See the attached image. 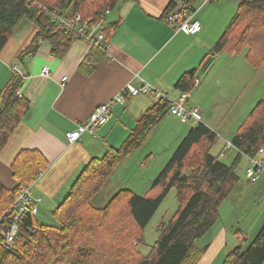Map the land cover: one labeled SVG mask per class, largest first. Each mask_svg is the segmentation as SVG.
Listing matches in <instances>:
<instances>
[{
	"label": "crops",
	"instance_id": "crops-1",
	"mask_svg": "<svg viewBox=\"0 0 264 264\" xmlns=\"http://www.w3.org/2000/svg\"><path fill=\"white\" fill-rule=\"evenodd\" d=\"M181 1L119 2L109 10L106 19L114 32L107 36L108 48L103 55L92 50L87 43L76 40L62 58L54 57L45 41L39 44L34 54L22 57L21 53L37 31L27 21H23L9 38L0 52V91L17 69L16 72L23 76L18 94L29 101L30 108L0 153V183L12 188L10 166L15 157L23 149L37 150L48 163L32 183L33 194L41 199L37 215L40 211L52 214L69 194L82 169L92 159L102 157L109 148H120L145 113L159 118L155 124L160 123L157 129L159 140L162 146L170 147L169 150L164 147L167 150L159 157L158 170L168 161L186 131L195 125L196 122H188L192 124L187 126L180 121L179 125H172L177 119L166 118L172 116L159 105L155 94L148 92L127 97L123 106L114 105L109 120L97 128L95 136L83 133L72 143L66 139V133L76 130L80 123L87 121L96 106L110 102L128 83L135 87L147 83L177 100L185 93L176 88L177 82L183 75L194 72L198 83L188 92L186 107H198L200 123L216 134L214 148L217 149L213 155L219 158L224 152L225 156L219 160L234 161L236 152L226 151V146L255 104L264 101V61L255 66L246 58L244 50L210 54L235 16L239 3H231V11L218 13L212 28L208 25L210 11L207 9L199 15L197 10L195 19L201 28L187 35L175 31L164 19L170 4L176 6ZM195 1H190L193 7ZM206 4L203 1L199 8ZM232 11H236L234 15ZM11 65L13 71L10 72ZM85 65L93 67L89 74L82 71ZM43 67H48L49 75L41 74ZM200 70L202 76L198 77ZM63 78L66 80L62 81ZM260 160L264 165V156ZM238 164L241 182L239 180L236 187L239 184L240 187L235 192L240 200L228 203L235 187L219 207L217 224L211 228L215 230L216 226L215 234L223 236L224 241L235 236L232 225L227 224L239 220L242 208L246 211L248 206H256L258 212L254 214V223L247 224L244 231L238 230V239L244 235L246 238L241 239L247 241L264 223V168L258 173L257 181L251 183L245 174L248 159L243 156ZM245 200L249 203L247 207L243 204Z\"/></svg>",
	"mask_w": 264,
	"mask_h": 264
},
{
	"label": "trees",
	"instance_id": "trees-1",
	"mask_svg": "<svg viewBox=\"0 0 264 264\" xmlns=\"http://www.w3.org/2000/svg\"><path fill=\"white\" fill-rule=\"evenodd\" d=\"M123 1L39 0L58 8L67 17L79 14L82 21L89 23L99 22L106 10ZM238 1L235 16L210 54L244 50L246 58L259 66L264 61V0ZM174 6L170 4L164 19ZM23 21L31 23L37 31L22 57L34 54L45 41L51 54L62 58L71 44L79 40L57 28L49 16L39 13L30 3L0 0V52ZM92 50L103 53L93 47ZM92 69L85 65L82 71L89 74ZM195 80L194 72L187 73L176 88L191 92ZM21 84L23 76L14 71L0 91V153L30 108L29 101L18 94ZM158 103L167 109L166 102ZM158 120L145 113L120 148H109L82 169L69 194L52 213L57 225L38 224L35 217L25 216L15 240L16 251L9 252L1 237V229L10 221L5 213L21 186L33 183L48 164L37 150H21L10 166L13 187L0 183V264H197L206 248L197 247L195 242L211 230L218 220L219 207L238 184L240 178L235 173L238 160L243 156L256 157L264 144V101H258L236 129L231 144L239 152L231 164L213 155L216 134L204 124L195 123L144 195L123 189L105 206H94L91 199L112 170L142 145ZM171 188L176 192L178 209L168 222L160 224L157 241L143 255L137 247L144 240V229ZM241 248L236 246L229 251L221 264L264 263V223L247 248Z\"/></svg>",
	"mask_w": 264,
	"mask_h": 264
},
{
	"label": "built area",
	"instance_id": "built-area-1",
	"mask_svg": "<svg viewBox=\"0 0 264 264\" xmlns=\"http://www.w3.org/2000/svg\"><path fill=\"white\" fill-rule=\"evenodd\" d=\"M30 3L39 13L49 16L51 21L57 28L63 30L70 37H75L83 41L93 48L106 53L108 48V35H112L114 30L109 28L106 19L109 15V10H106L99 22L89 23L81 20L79 14L72 17H67L62 12L52 6H47L39 2V0H23ZM209 0H205L207 2ZM198 10V9H197ZM197 10L193 7L190 1H181L174 9L167 12L165 22L174 28L175 31H182L187 35H192L200 30L201 24L195 19ZM48 67H43L41 74L43 76L49 75ZM63 78L62 81H65ZM198 81H195L197 85ZM151 92L155 94L158 100L166 102L168 107V114L176 118L182 123L201 121V111L198 107H186L188 100V93H182L177 100H170L169 97L163 93L156 91L149 84L144 83L139 87L133 86L131 83L125 85L110 102L100 104L95 107L87 121L80 123L76 130L66 133V139L72 143L80 138L83 133L95 136L98 127L107 123L110 118L112 108L114 105H125L127 97H135L139 94ZM233 150L238 153L231 143L227 144L226 151ZM225 151V152H226ZM225 153H221L218 159H222ZM264 156V144L260 147L256 157L245 156L248 159V167L245 174L251 183L257 181L258 173L263 169L261 166L260 157ZM41 199L35 196L32 192V183H25L18 191L13 205L8 209L5 215L10 216V221L1 229V237L3 239V247L9 252H15V240L19 233L21 222L31 215L35 217L38 212V205Z\"/></svg>",
	"mask_w": 264,
	"mask_h": 264
},
{
	"label": "rangeland",
	"instance_id": "rangeland-1",
	"mask_svg": "<svg viewBox=\"0 0 264 264\" xmlns=\"http://www.w3.org/2000/svg\"><path fill=\"white\" fill-rule=\"evenodd\" d=\"M203 1L205 0H196L195 2H193L194 8L197 10L199 6L203 3ZM206 3L207 4L205 6H202L204 8L201 7L202 9L199 8L198 11H200L199 15H201V13L203 11H206L207 9L210 11L211 19H210V24L208 25L210 26V28H212L213 22L216 19L218 13L220 14L229 10L231 11L230 8L231 3L237 5L239 2L238 0H213V1L209 0ZM235 12L236 11L233 12V15L235 14ZM15 65L16 63L14 64V66ZM9 69L10 72L13 71V65H11ZM15 70L18 71L17 69ZM197 75L198 77H201L202 70H200ZM169 99L172 100L171 98ZM166 118L168 119L170 118L172 121L175 119L170 116ZM191 124L192 123H187L186 125L191 126ZM172 125H179L178 120H174ZM159 127H160V123H158V125L155 126V128L149 132L144 142L138 149L131 151V153L126 157H124L123 160H121V162L117 164V166L112 170V172L107 178V181L104 182V184L101 186L99 191L91 199V202L93 203L94 206L96 207L105 206L108 203V201L118 193V191H121L123 189L133 191L134 193L139 195L145 194L148 186L152 183V181L156 179L158 173L161 170V169L160 170L157 169L159 164V157H161L164 154V150L170 148L165 145L162 146V143L160 142L158 137L159 134L157 133L158 132L157 129ZM127 135L128 132L125 136ZM164 147L167 149H164ZM215 149H217V147L213 149L212 151L213 154L216 153ZM151 152H153L152 156L150 155ZM222 161L227 165L231 163V161L229 160L223 159ZM240 164H238L235 169V173L238 176H239L238 170ZM261 166L264 168V165L261 164ZM242 181L244 182V180ZM239 187L240 184L229 196L230 202L228 203L232 204L231 202H236L237 200H240V197L238 196L237 198L235 192L236 190L238 191ZM246 201L247 200L243 202L245 206L249 204L246 203ZM177 209H178V201L176 199V192L174 189L171 188L169 193L166 195L162 203L157 208L156 213L153 215V217L151 218V220L144 229V235H143L144 240L141 243H139L137 247L139 252H141V254L144 255L147 254V252H149L150 247L157 241L159 237L160 230L158 229V227L160 226L161 223L168 222V220L175 214V211H177ZM240 211H242L243 213L241 212L242 215L238 216L239 220H235L232 223L227 224V225H232L233 232H235V236L233 238L235 239L229 237L228 241L227 240L224 241L223 236H218V234H215L214 232L216 231V226H215L214 228L215 230H211L212 232H208L203 238L195 242L197 247L206 248V251L204 252L203 256L201 257V259L197 264H221L224 258L223 256H225V254L228 253L229 251L233 250L236 246H241L242 247L241 249L243 250L247 248V246L249 245V243L256 234L253 237H250V239L248 238L247 241L241 239V238H246L244 235H240L241 237L240 239H238L237 238L238 236L236 234L238 230L244 231L243 229L247 226V224L248 225L251 224V222L255 218L254 214L258 212V209H256V206L250 205L248 206V208H246V211L243 208ZM35 219L39 224L57 225L54 216H52L50 212L40 211L39 214L36 215ZM220 225L221 224H219V227ZM226 227L227 226H225V229H227ZM237 240H239V242Z\"/></svg>",
	"mask_w": 264,
	"mask_h": 264
}]
</instances>
